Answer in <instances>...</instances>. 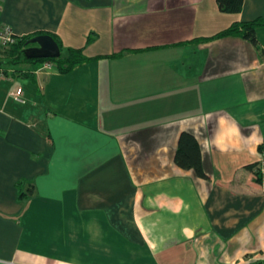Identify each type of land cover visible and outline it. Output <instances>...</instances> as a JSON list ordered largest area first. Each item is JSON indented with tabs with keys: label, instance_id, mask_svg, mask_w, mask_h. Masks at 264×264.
I'll return each instance as SVG.
<instances>
[{
	"label": "crops",
	"instance_id": "0c3cea01",
	"mask_svg": "<svg viewBox=\"0 0 264 264\" xmlns=\"http://www.w3.org/2000/svg\"><path fill=\"white\" fill-rule=\"evenodd\" d=\"M256 19L264 0H4L18 39L90 60L0 81V264H264V26L216 37ZM184 131L207 178L175 163Z\"/></svg>",
	"mask_w": 264,
	"mask_h": 264
},
{
	"label": "trees",
	"instance_id": "16d2710c",
	"mask_svg": "<svg viewBox=\"0 0 264 264\" xmlns=\"http://www.w3.org/2000/svg\"><path fill=\"white\" fill-rule=\"evenodd\" d=\"M218 8L222 12L239 14L242 11L244 0H216ZM259 26H264V20L256 19L249 22H235L231 27L219 32L216 37L227 36L232 34H239L243 38L250 41L254 46L259 48L258 40L256 37V28ZM41 34V33H40ZM57 41L61 48V56L57 59H27L24 56V49L26 43L29 39L34 37L33 35H28L20 38L13 48L11 55L16 56L21 62L28 63H42L44 61H51L56 64L58 70L61 73H67L71 71L74 67L89 61L84 55L83 48H67L63 49L60 39L54 35H51ZM16 63V61H15ZM29 72H27L28 74ZM175 163L180 168L185 170H192L200 178H207V174L203 168L202 162V152L200 149L199 142L194 134L188 131L181 133L178 141V148L175 155ZM258 166V165H256ZM258 179L261 178V173L259 170L256 171ZM28 183V182H27ZM19 187V200L26 199L28 193L32 192V184H28V188L25 187V182L18 183Z\"/></svg>",
	"mask_w": 264,
	"mask_h": 264
},
{
	"label": "built area",
	"instance_id": "2783aa9c",
	"mask_svg": "<svg viewBox=\"0 0 264 264\" xmlns=\"http://www.w3.org/2000/svg\"><path fill=\"white\" fill-rule=\"evenodd\" d=\"M4 0H0V12H1V7L2 3ZM18 37L14 33L12 27L0 20V62H1V53L2 51H6L10 49L12 46L16 45L18 42ZM52 65L51 61H44L38 65L36 68V71H42L45 70L46 68L50 67ZM14 73V70L12 69H3L0 68V81L10 77V74ZM14 98L18 101L23 102V99L21 98V91H16L12 93ZM258 170L261 173H264V141L261 146L260 150V160L258 163Z\"/></svg>",
	"mask_w": 264,
	"mask_h": 264
},
{
	"label": "water",
	"instance_id": "95a60500",
	"mask_svg": "<svg viewBox=\"0 0 264 264\" xmlns=\"http://www.w3.org/2000/svg\"><path fill=\"white\" fill-rule=\"evenodd\" d=\"M27 59H57L61 48L57 41L48 34L36 35L28 40L23 51Z\"/></svg>",
	"mask_w": 264,
	"mask_h": 264
},
{
	"label": "rangeland",
	"instance_id": "374dc122",
	"mask_svg": "<svg viewBox=\"0 0 264 264\" xmlns=\"http://www.w3.org/2000/svg\"><path fill=\"white\" fill-rule=\"evenodd\" d=\"M13 48H15V45L6 51H2L0 68L10 69V68H13L12 66L14 64L18 65L20 63V61H19L20 59L16 58V56L10 54L12 52ZM15 61H16V63H15ZM25 67H26V69H25L26 71H30L34 68L33 66H25ZM36 67L37 66H35V68ZM28 68H32V69L29 70Z\"/></svg>",
	"mask_w": 264,
	"mask_h": 264
}]
</instances>
